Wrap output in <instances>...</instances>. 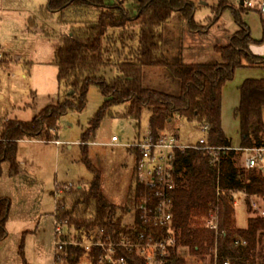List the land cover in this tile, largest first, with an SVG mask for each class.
Returning a JSON list of instances; mask_svg holds the SVG:
<instances>
[{"label":"trees","instance_id":"16d2710c","mask_svg":"<svg viewBox=\"0 0 264 264\" xmlns=\"http://www.w3.org/2000/svg\"><path fill=\"white\" fill-rule=\"evenodd\" d=\"M48 0L41 13H60V22L68 24L63 14L73 8H96L97 21L75 22L58 48L54 65L61 97L44 109L32 121H0V177L2 164L16 167L17 145L22 139L44 138L50 141L60 118L68 111L82 112L87 104L90 87L98 88L105 101L82 133V162L92 174L89 188L73 186L64 191L59 201V218L68 220L80 240L84 234L104 231L114 239L126 230L125 221L136 206L139 187L136 166L124 206L110 202L101 189V173L88 158V145L94 143L102 121L114 114L112 108L124 105L123 116L138 124L145 113L150 115V136L157 140L168 125L177 121L208 126L206 145L223 148L220 167L213 166V156L199 149L176 152L177 187L173 197V227L177 246L171 251V264H183L180 251L187 249L197 259L209 257L214 264L215 249L218 264H264V217H251L244 229L236 226L234 199L245 197L249 206L254 198L264 201V171L246 170L242 163L244 150L264 147V78L247 79L239 88L240 101L234 111L239 122L240 147L233 148L232 139L222 126V96L226 84L234 79L238 69L264 68V57L254 55L250 27L242 21L241 9L220 0L213 8L208 25L195 21L196 7L192 0ZM231 8L238 31L226 46H216L221 61L213 64L172 63L170 52L164 49V26L178 14L194 32L207 33L222 12ZM249 8V7H248ZM260 12V11H259ZM264 27V21L262 22ZM115 68L118 74L111 80L101 72ZM160 69L159 80L147 83L144 69ZM71 92H73L71 94ZM139 126V125H138ZM219 185L222 195L217 197ZM12 202L0 199V245L8 237L7 223ZM219 212V235L206 226L211 214ZM138 227L140 224H137ZM66 264H80L84 252L68 248ZM20 256L25 261L24 245Z\"/></svg>","mask_w":264,"mask_h":264},{"label":"rangeland","instance_id":"374dc122","mask_svg":"<svg viewBox=\"0 0 264 264\" xmlns=\"http://www.w3.org/2000/svg\"><path fill=\"white\" fill-rule=\"evenodd\" d=\"M124 1L125 8L130 10L131 3ZM192 1L196 7L195 21L208 25L214 17L213 8L220 0ZM226 1L235 10L241 9V0ZM244 1L252 4L248 8L244 3L246 12H241L242 21L250 27L257 42L251 46V51L264 57V15L259 12L264 0ZM47 4L48 0H0V121L29 122L57 103L61 97L58 68L54 65L57 50L75 22L95 23L100 13L96 8H73L63 14L69 22L65 24L60 22V13L42 15L41 9ZM164 31V49L170 52L172 63L213 64L221 61L215 47L228 45L238 31V24L233 10L226 8L207 33L191 31L178 14L164 26ZM117 74L115 68L101 72L108 80ZM160 74H163L160 69H144L148 84L158 81ZM262 78L264 68H240L223 89L222 126L235 149L240 147V125L234 117V109L240 101L239 87L247 79ZM104 101L98 88L90 87L85 109L64 114L50 141L43 137L22 139L17 145L16 167L11 162L2 164L0 199H9L12 205L8 237L0 245V264H24L20 256L22 244L27 264H55L52 248L55 185L89 188L93 177L82 162L81 137ZM125 110L124 105L113 107L112 112L121 116L106 117L96 132L94 143L88 145V158L101 173V189L117 206L126 203L136 165L134 153L125 144L147 135L150 120V115L145 113L138 124L123 116ZM166 131L178 135L185 145H195L204 136L200 125L185 121L173 122ZM113 137L118 140L115 144L111 143ZM236 207V226L244 229L254 215L243 200L238 201ZM180 253L183 264H211L209 257L197 259L187 249Z\"/></svg>","mask_w":264,"mask_h":264},{"label":"built area","instance_id":"2783aa9c","mask_svg":"<svg viewBox=\"0 0 264 264\" xmlns=\"http://www.w3.org/2000/svg\"><path fill=\"white\" fill-rule=\"evenodd\" d=\"M124 1V0H123ZM252 7L251 2H244ZM264 15V1L260 5ZM2 54H0V60ZM204 136L195 145H183L177 135L163 133L157 140L148 133L135 142L125 144L136 157L137 186L139 187L136 206L130 210L125 221L126 230L117 239L104 231L84 234L76 238V229L68 220L59 218V201L64 191L72 185H55V211L53 256L60 262L69 256L68 248H80L84 254L80 264H171V251L177 246V236L173 227V197L177 187L175 174L176 152L186 149H199L209 152L213 166L219 168L223 148L206 145L208 126L202 128ZM118 142L116 137L111 143ZM59 145V142H56ZM244 168L264 171V147L244 150ZM217 197L222 191L217 186ZM235 207L237 202L234 199ZM254 217H264V201L254 198L250 203ZM140 224L138 227L137 224ZM219 212L211 214L206 226L219 235ZM214 264H218V250L215 249ZM224 264H230L229 261Z\"/></svg>","mask_w":264,"mask_h":264},{"label":"crops","instance_id":"0c3cea01","mask_svg":"<svg viewBox=\"0 0 264 264\" xmlns=\"http://www.w3.org/2000/svg\"><path fill=\"white\" fill-rule=\"evenodd\" d=\"M185 63V62H184ZM185 64H187V63H185ZM240 88V87H239ZM237 107H238V105H237ZM237 107H235V109L237 108ZM235 109H234V111H235ZM174 123H176V122H174ZM239 133V132H238ZM148 134V133H147ZM166 134H173V135H176L175 133H173V132H169V131H166ZM146 136V135H145ZM144 136V137H145ZM178 136V135H177ZM179 137V136H178ZM239 137H240V133H239ZM143 138V137H142ZM179 139H180V137H179ZM180 142H181V140H180ZM182 143V142H181ZM183 144V143H182ZM183 145H185V144H183ZM189 145V144H188ZM192 145V144H191ZM244 196L242 195V194H237L236 196H235V201L236 202H238V201H240V200H243V201H245L244 200ZM237 208V207H236ZM236 219H237V214H236ZM237 225H238V223H237ZM239 228V227H238Z\"/></svg>","mask_w":264,"mask_h":264},{"label":"water","instance_id":"95a60500","mask_svg":"<svg viewBox=\"0 0 264 264\" xmlns=\"http://www.w3.org/2000/svg\"><path fill=\"white\" fill-rule=\"evenodd\" d=\"M241 3H243V0H241ZM73 92H71V94H72Z\"/></svg>","mask_w":264,"mask_h":264}]
</instances>
